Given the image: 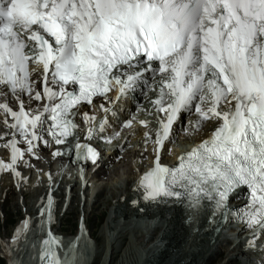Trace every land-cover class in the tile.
<instances>
[{
	"label": "snow or ice",
	"instance_id": "1",
	"mask_svg": "<svg viewBox=\"0 0 264 264\" xmlns=\"http://www.w3.org/2000/svg\"><path fill=\"white\" fill-rule=\"evenodd\" d=\"M145 88L156 93L158 127L153 165L136 184L143 200L180 204L189 219L210 208L212 218L241 222L255 248L264 234V0H0V125L10 152L0 173L20 176L17 165L30 166L26 154L39 158L46 136L66 144L84 105H111ZM98 110L111 111L103 103ZM185 114L196 116L186 133L216 127L164 165L160 150ZM83 119L89 138L104 131L105 120L94 131L97 117ZM73 147L77 160L99 157L89 144ZM237 193L247 202L232 210ZM52 203L49 193L41 210L48 222ZM29 229L26 219L0 242L8 264H81V237L65 251L51 230L32 243Z\"/></svg>",
	"mask_w": 264,
	"mask_h": 264
},
{
	"label": "bare ground",
	"instance_id": "2",
	"mask_svg": "<svg viewBox=\"0 0 264 264\" xmlns=\"http://www.w3.org/2000/svg\"><path fill=\"white\" fill-rule=\"evenodd\" d=\"M149 80V84L152 83L151 80V75L149 74L147 76ZM147 91L145 94H140L141 90L137 89L133 94L131 95V100H136V103H139V106H134L131 105L132 109H135V111H140L142 108L145 107V104L148 103V98L153 95V92L150 91L149 88H145ZM144 90V89H143ZM35 106V105H34ZM196 116L190 115L187 119L186 123V128L189 127V121L190 120H195ZM216 126L215 122H206L204 127L196 134L192 135L189 133H179V137H177L181 148L179 150H175L176 152H181L182 150H186L187 147L189 146L190 142L194 141L197 142L201 140L203 137L207 135V133ZM1 128H4L2 125H0ZM6 129V128H4ZM181 131V127L174 126V131L172 132V138L173 135L177 132ZM6 132L7 129H6ZM138 135L134 137V141L138 137H141L142 141H148V138L142 136V131L137 130ZM152 134L149 132V136ZM7 137V136H6ZM127 140V137L126 139ZM125 140L123 141V144L119 149L114 151L113 157H109V163L111 164V169L110 172L108 170L103 169L102 165H99L96 169L99 178H105L106 185L111 181V187H110V192L112 195V199L116 197V202H114L113 205V213L114 216L113 218H118V217H123L121 214L125 215L131 210H139L142 207V203L139 201L137 197V189L135 187V183L133 181V176L135 173H133V168L138 166L136 162H131L133 159V156L135 155L136 158H140L144 163L146 160L148 161V157L150 156V152L148 151H143L138 148H134L133 146L129 148L123 149V145L125 143ZM121 142V138H117V141H115V147ZM187 145V146H186ZM54 150L51 152L53 153ZM185 152V151H184ZM131 162V163H130ZM40 166V163L38 164ZM174 166V165H173ZM124 173V174H129L124 182V186L112 182L113 176H118L119 174ZM132 176V177H131ZM124 181V180H123ZM122 181V182H123ZM71 189L74 187V183H70L69 185ZM104 190V189H103ZM103 190L99 191L96 194V199L92 203V207L89 209L92 210L93 208H97L98 205L101 203H105L108 199V197L104 196ZM108 190V189H107ZM39 191V190H38ZM72 191V193L69 196L67 205L62 207L61 212L69 211L71 208L74 206L75 200L78 203V196ZM39 197V192L35 194V199L34 196L31 198V201H23L22 203V210H23V216L21 217L20 221L17 222L14 228V232L16 228H18L21 223L24 221L22 220L24 217L30 222V229L29 232L27 233L28 239L31 237V234H33L31 231L33 230L35 226V222L37 220V215H36V209L38 207L35 206V202L37 201ZM42 200H44V196L42 195V199L40 201V204L42 203ZM133 201H136L134 204ZM58 202V196H56L55 199V204ZM63 200L61 201V203ZM60 203V204H61ZM242 202L239 201L237 196L231 198L230 204H233V206L240 205ZM1 206L2 204L0 203V211H1ZM122 207L123 212L119 214L117 208ZM129 207V208H128ZM151 211H155V213H159L160 216L158 219L153 218L145 221H138L133 219L132 217H123V219L127 220L126 224H122L119 226L120 231V236L117 238H108L109 240L102 241L103 244L100 250L102 253H104L105 257L102 261V264H137L140 259V264H206L209 260V258L213 255L216 250L211 247V243L209 241L211 239H215L214 237H211L213 234V230H207L206 232L200 233V230L202 229V223L203 221L200 220L199 218L195 219V223L193 222L188 223L187 226L183 225V222H181V212L183 211V206L180 204H157V205H150ZM94 210V209H93ZM87 211V212H89ZM201 214V213H200ZM77 215H81L84 218L87 216L85 214L84 210H81L78 212ZM61 216V215H60ZM180 218V219H178ZM203 219V217L201 218ZM198 221V224H197ZM54 222V224H53ZM130 223H135L136 225L140 226V223L142 225L144 224L146 233L148 234L147 239L143 241L142 239L144 238V233L138 234V231L136 227L134 226L133 231H132V236L134 239H140L142 243V252L143 255L141 257L136 256L135 254L132 255L130 251V245L125 246V248L120 247L122 246V241L126 238V233H129V228L128 226ZM60 224V217L56 221L55 218L52 221V224L50 226L51 232L59 237L63 241V247L65 251H68V246L71 243L72 236H70L68 243H67V236L69 235H64L58 229ZM82 229H86V225L83 222ZM168 230V231H167ZM193 230V231H192ZM13 232V234H14ZM247 229L244 227L242 230H240V233H246ZM86 232H81V234L78 237H81V239L78 241L79 245V251L77 254L78 259L81 261V264H90L91 261H93L94 258H96L99 254L98 249L93 248L92 246H89V243H92L95 245L93 238H89V234H87L86 238ZM9 235L8 237H5L0 234V242L3 241H10L11 237L13 236ZM131 234V231H130ZM129 234V236H131ZM128 235V234H127ZM160 236V238H159ZM67 243V244H65ZM140 243V244H141ZM65 244V245H64ZM240 244V243H238ZM170 246V247H169ZM172 248V249H170ZM170 249V250H169ZM234 249V251H233ZM238 249L235 245L234 247L229 250L224 258V262L222 264H225L226 262H233L237 260L236 255L238 253L242 254L241 251L235 252V250ZM221 253V251H220ZM0 254L5 258L6 262L8 263V256L5 255L3 252H0ZM136 256V257H135ZM81 257V259H80ZM174 257L176 261L172 259ZM26 259V258H25ZM118 259L117 262L114 260ZM98 264V263H97Z\"/></svg>",
	"mask_w": 264,
	"mask_h": 264
},
{
	"label": "rangeland",
	"instance_id": "3",
	"mask_svg": "<svg viewBox=\"0 0 264 264\" xmlns=\"http://www.w3.org/2000/svg\"><path fill=\"white\" fill-rule=\"evenodd\" d=\"M132 135L133 134H131L130 136H132ZM176 137H179V134ZM176 137L174 138L175 139L174 141H176L175 142V144H176L175 148L179 147V149H180L181 146L180 145L178 146V144H181V143H179V141L177 140L178 138H176ZM130 140L132 141V138H130ZM128 175L129 174L121 173L118 176H113V178L111 180L113 183H116L117 186L120 183L122 186H124L125 179ZM37 178L38 179H34L35 182L34 181H28V182L24 181V183L20 184L18 191H15V190L13 191L10 187H8L7 183H6L7 180H4L3 183L1 184V189H0V203L2 204L1 211H0L1 212V215H0L1 216V218H0V234L1 235L8 237L9 235L13 234V232H14L13 229L15 228V225L20 220V218L23 216L22 215V209L23 208L20 205V202L25 201V200L31 201V198L33 197V196H31L32 193L39 190L38 187L40 186L41 180H40L39 176ZM103 183H106V181H104ZM110 187H111V181L108 183V185H106V187L104 184V187L101 188V190L104 189L103 190L104 196L108 197V199L105 203H101L100 205L97 206L96 209L93 208L94 210L92 209L87 213L85 211V214H87L86 220H85V225H86V230H87L86 238H87V234H89L88 237L91 239L93 238V241L95 243V245H93L92 243H89V246L91 245L92 249L96 247V249H98V251H99L98 256L93 259L92 264H97V263L102 264V261L105 257L104 253H102V251L100 250V248L102 247L101 244H103L102 241H105L106 239L109 240L110 238H117L118 239V237L120 236L119 230H122V229H119L120 228L119 226H121L123 223L126 224L128 222L127 220L123 219V217L113 218V216H114L113 205L114 204H112V202H111L112 201V195H111V193H109ZM19 194H22V196H23L22 200H20L21 197L19 196ZM77 214H78L77 208L75 207V205L71 208V210L65 212L62 215V217L60 218V224L61 225H59L60 229H58V231H60L64 235H71V234L75 233L76 232V230H75V218H76ZM144 224L139 226V225H136L135 223H130V225H132V226H128L129 233L128 232L126 233V238L124 239V241H122V244H121L122 246H120L123 249V247L125 248V246L130 245L129 249H130L132 255L135 254L136 256H139V257H141L143 255V252H142V246L143 245H142L140 239H136V238L134 239V237L132 236V231H133V228L135 226L139 235L144 233V238L142 240L145 241L147 239L148 234L146 233V229H145ZM74 230H75V232H74ZM130 231H131V234H130ZM129 234L131 236H129ZM225 234L227 235V231L225 232ZM220 237H221V235H219L217 237V239L213 242L214 243L213 248L216 250V252L213 253V255L209 258V260L206 264H222V262H224V258L226 256L227 252L234 247L235 244L232 245V240L230 239V241H227V244L232 245L231 247H229L230 249L227 247H226V249H221L219 244H216V243H218V240L220 239ZM256 243L264 244V234H263V237L260 238ZM223 244L227 246V244L225 242H223ZM98 247H100V248H98ZM236 247L238 249H236L235 252L242 250V248L239 244ZM170 249H172V248H170ZM220 251H221V253H220ZM233 251H234V249H233ZM242 251H243L242 254H246L247 250L245 249ZM240 254L241 253H239L236 256L237 260H235L233 262H226L225 264H243V259H245L247 261V260L252 258V256L250 254L249 255H240ZM172 259H173V261L174 260L176 261V259L174 257H172ZM114 261L117 262L118 259H115ZM0 264H5V263L0 260ZM137 264H140V259H139V262Z\"/></svg>",
	"mask_w": 264,
	"mask_h": 264
}]
</instances>
